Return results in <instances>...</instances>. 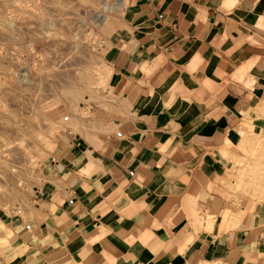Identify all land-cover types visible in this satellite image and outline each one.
Wrapping results in <instances>:
<instances>
[{
    "label": "crops",
    "instance_id": "obj_1",
    "mask_svg": "<svg viewBox=\"0 0 264 264\" xmlns=\"http://www.w3.org/2000/svg\"><path fill=\"white\" fill-rule=\"evenodd\" d=\"M110 73L63 122L0 264H264L256 204L225 196V140L263 126L264 0H127Z\"/></svg>",
    "mask_w": 264,
    "mask_h": 264
},
{
    "label": "rangeland",
    "instance_id": "obj_2",
    "mask_svg": "<svg viewBox=\"0 0 264 264\" xmlns=\"http://www.w3.org/2000/svg\"><path fill=\"white\" fill-rule=\"evenodd\" d=\"M118 1L0 0V212L26 205L59 126L100 97L127 5ZM225 144V196L238 209L256 204L264 224V123Z\"/></svg>",
    "mask_w": 264,
    "mask_h": 264
},
{
    "label": "bare ground",
    "instance_id": "obj_3",
    "mask_svg": "<svg viewBox=\"0 0 264 264\" xmlns=\"http://www.w3.org/2000/svg\"><path fill=\"white\" fill-rule=\"evenodd\" d=\"M121 1H123V0H119L118 3L121 2ZM105 16H106L105 14H102V15H101V18L104 19ZM226 140H227V139H226ZM226 143H227V141H226Z\"/></svg>",
    "mask_w": 264,
    "mask_h": 264
}]
</instances>
